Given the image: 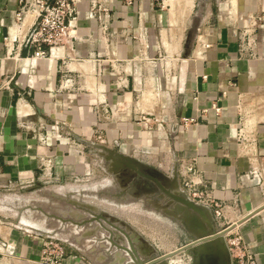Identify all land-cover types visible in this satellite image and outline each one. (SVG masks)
<instances>
[{
  "label": "crops",
  "instance_id": "obj_1",
  "mask_svg": "<svg viewBox=\"0 0 264 264\" xmlns=\"http://www.w3.org/2000/svg\"><path fill=\"white\" fill-rule=\"evenodd\" d=\"M182 2L173 12L155 0H81L64 44L36 56L24 42L35 17L19 21L21 0H0V190L89 175L107 150L150 153L217 231L232 227L226 238L239 235L264 264L263 90H254L264 81V0ZM157 205L171 217L172 204ZM109 224H97L105 234L95 251L122 264L123 248L135 251L119 223L110 250ZM131 226L154 248L142 254L134 242L142 259L188 243L164 248ZM183 232L188 240L187 224ZM46 238L0 215V264H42ZM64 249V264H88Z\"/></svg>",
  "mask_w": 264,
  "mask_h": 264
},
{
  "label": "rangeland",
  "instance_id": "obj_2",
  "mask_svg": "<svg viewBox=\"0 0 264 264\" xmlns=\"http://www.w3.org/2000/svg\"><path fill=\"white\" fill-rule=\"evenodd\" d=\"M182 1L164 0V5L168 9L172 8L174 12L183 3ZM218 1L223 4L225 1L232 0ZM160 3L163 4V2ZM239 3H236V10ZM217 4L219 3L217 2ZM190 5L191 11L194 2H191ZM200 10H203V5L199 7ZM254 90L258 92L263 90L262 95L258 96V99L262 98L261 108L257 112H261L264 109V81L259 82ZM149 156H151L150 153L142 154L141 161H138L144 166L157 170L168 182L174 178L175 171L164 172L161 169V164L151 162ZM95 166L94 170H90L89 175L72 180L47 183L33 188L1 189L0 215L13 222L15 226L41 233L59 245L72 250L88 264L89 261L94 264H102V257L98 255V251H95L96 246L100 249L101 241L98 240L102 238L103 233L102 226L97 224H101L102 220L106 221V219L112 222L108 228L104 226V230L109 234V238L106 240L109 242L111 251L114 246L117 247L114 244L113 236L118 228L114 223L124 225L123 222H126L136 225L147 237L163 241L164 248L181 247V243H184L182 239L188 241L183 244V247L195 241L191 231L188 240L184 234L182 235L186 222L177 211L175 201L165 194H161L159 190L143 192L140 196L134 194L131 191L132 188H136L134 177L132 178L131 174L125 175L127 172L124 170L117 169L112 159H108L104 165L101 163ZM144 182L142 180L137 185L144 187ZM174 190L183 192L180 184L176 185ZM161 201L162 204L165 202L172 204V212L169 213L171 217L168 219L164 215L165 208L157 205ZM124 228L126 229L125 225ZM124 235L126 234L124 233ZM225 243L230 248L228 239ZM130 248L132 251L131 246ZM123 250L127 251V257L122 264H135L136 260L132 252L125 248ZM199 252L201 250L196 246L191 247L180 252L179 257L166 264H200ZM140 259L142 258L140 257ZM113 260L115 258L111 254L110 261ZM142 260L146 261V258Z\"/></svg>",
  "mask_w": 264,
  "mask_h": 264
},
{
  "label": "water",
  "instance_id": "obj_3",
  "mask_svg": "<svg viewBox=\"0 0 264 264\" xmlns=\"http://www.w3.org/2000/svg\"><path fill=\"white\" fill-rule=\"evenodd\" d=\"M186 47L189 49L188 44ZM188 56L189 55L187 52L184 57L187 58ZM104 150L106 151L107 149L104 148ZM107 152V159H112L117 169L119 168L124 170L127 172L125 175L129 176V174H131L132 178L134 177L136 188H132L131 190L134 194H138L140 196V194L143 192H157V190H159L161 194L168 196L171 200L177 203V211L182 215L190 231L196 237L195 241L184 247L172 252H168L162 256H148L146 261H143L138 255H135L137 251L134 247V241L130 233L126 232L125 234L129 244L135 251V254H133V257L136 260L135 264H161L167 259L175 257L180 252L195 246L201 250L198 257L200 259V264H233V256L230 252V248L225 243L227 239L226 235L232 229V227H229L223 231H217L215 229L213 216L207 207L190 199L184 192L175 191L174 187L179 184L176 173L174 174V178L168 183L161 173L155 169L144 166L138 160L130 156L111 152L110 150H107ZM146 179L150 183L146 182ZM142 180L145 181L144 187L137 185L141 183ZM106 220L109 221L108 219ZM109 222L112 223L111 221ZM128 249L129 248H127V250Z\"/></svg>",
  "mask_w": 264,
  "mask_h": 264
},
{
  "label": "built area",
  "instance_id": "obj_4",
  "mask_svg": "<svg viewBox=\"0 0 264 264\" xmlns=\"http://www.w3.org/2000/svg\"><path fill=\"white\" fill-rule=\"evenodd\" d=\"M81 0H21V7L17 12V20L22 21L26 14L31 13L35 19L32 28L24 42L35 49L34 55L45 56L47 51L55 46L64 44L68 29L77 15V6ZM163 2L164 0H155ZM95 4V1H93ZM94 16V11L90 13ZM194 119H184L185 124ZM50 160H48V164ZM48 169V165L45 166ZM188 185V184H187ZM9 188V187H8ZM221 213L219 212V215ZM230 251L236 264H257L254 254L248 252L239 235L228 239ZM6 243L0 239V251ZM67 258L65 249L57 242L46 238L42 247V264H64Z\"/></svg>",
  "mask_w": 264,
  "mask_h": 264
},
{
  "label": "bare ground",
  "instance_id": "obj_5",
  "mask_svg": "<svg viewBox=\"0 0 264 264\" xmlns=\"http://www.w3.org/2000/svg\"><path fill=\"white\" fill-rule=\"evenodd\" d=\"M146 182H149V181L146 179ZM0 205H2V204H0ZM68 214H70V213H68ZM123 224H125L126 228L128 230H130V235H131L133 241L137 244L140 253L149 255L152 251H154V248L129 223L123 222Z\"/></svg>",
  "mask_w": 264,
  "mask_h": 264
}]
</instances>
